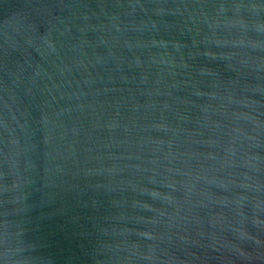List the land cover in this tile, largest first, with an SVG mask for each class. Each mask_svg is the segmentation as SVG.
I'll list each match as a JSON object with an SVG mask.
<instances>
[{
	"label": "water",
	"instance_id": "obj_1",
	"mask_svg": "<svg viewBox=\"0 0 264 264\" xmlns=\"http://www.w3.org/2000/svg\"><path fill=\"white\" fill-rule=\"evenodd\" d=\"M0 264H264V0H0Z\"/></svg>",
	"mask_w": 264,
	"mask_h": 264
}]
</instances>
